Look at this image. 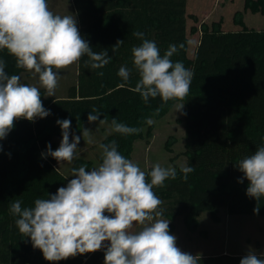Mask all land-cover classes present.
I'll use <instances>...</instances> for the list:
<instances>
[{
    "label": "trees",
    "instance_id": "16d2710c",
    "mask_svg": "<svg viewBox=\"0 0 264 264\" xmlns=\"http://www.w3.org/2000/svg\"><path fill=\"white\" fill-rule=\"evenodd\" d=\"M72 1L81 36L94 52L107 50L111 59L103 68L91 69L85 67L88 57L82 58L77 81L66 97H45L40 89L49 116L33 122L21 118L7 137L0 140V264H104L105 250L57 262L45 260L42 252L33 248L30 238L19 233L15 224L18 217L9 211L16 200L22 202V207H33L36 199L50 198L73 179L57 168V160L42 153H47L48 144L53 151L57 149L55 137L62 135L57 120H71L70 130L79 132L89 122L93 108L99 111L100 120L110 125L115 118L129 127L142 129L128 136L112 132L102 141V144L115 141L117 150L131 159L136 141L153 135L154 124H146V118L161 119L178 102L184 103V154L186 166L194 167V171L185 180L181 167H175L176 179L169 178L163 187L154 188L163 201L164 218L174 221L182 216L196 230L197 217L204 211L216 222L220 221L221 208L231 215L264 216V198L259 202V214H254L257 201L246 195L249 182L247 179L238 182L244 174L236 167L239 160L264 144V28L248 27L238 17L240 12L235 19L236 24L242 25L239 30L225 31L221 22L212 25L203 22L199 44L190 57L188 0ZM244 7L264 15V0H245ZM136 31L155 41L161 54L169 45H177L171 59L183 62L193 72L184 100L164 103L157 97L145 103L132 90L138 74L133 71L127 82L118 76L121 66L132 67L131 49L142 43L132 35ZM197 31L198 28H192V32ZM119 40L124 43L113 52ZM0 59L5 61L9 75L21 77L29 72L17 68L15 58L6 49L0 50ZM98 72H103V76L97 75ZM170 145L167 142L169 151ZM85 165L88 171L93 168L91 160L76 158L70 173L73 168ZM244 256L230 253L199 256V264H240Z\"/></svg>",
    "mask_w": 264,
    "mask_h": 264
},
{
    "label": "clouds",
    "instance_id": "9594fccd",
    "mask_svg": "<svg viewBox=\"0 0 264 264\" xmlns=\"http://www.w3.org/2000/svg\"><path fill=\"white\" fill-rule=\"evenodd\" d=\"M132 35L142 43L131 49L132 67L121 66L118 76L127 82L135 71L139 79L132 90L145 103L157 97L164 103L184 100L190 91L193 72L183 62L171 59L177 45H169L161 54L156 42L144 38L143 32ZM123 43L117 41L113 52ZM5 49L15 58L17 68L38 76L46 96H55L59 70L85 56L88 57L85 67L91 69H101L111 59L107 50L93 51L81 36L73 15L55 14L47 0H0V50ZM5 67V61L0 59V140L7 137L21 118L33 122L50 115V110L43 106L40 87L21 83V77L9 75ZM183 105L177 104L176 112ZM98 120L104 122L93 108L88 121ZM56 123L62 130L60 145L53 151L48 144L47 153L42 156L71 163L81 137L74 135L70 142L71 120ZM145 123L152 125L154 120L146 118ZM111 126L113 132L124 136L142 131L115 118ZM82 134L88 135L89 130L83 129ZM99 148L102 162L90 171L86 165L73 168L71 176L75 178L50 198L36 199L33 207H22L20 200L11 203L9 211L18 217L15 224L19 233L29 237L33 248L39 249L50 262L106 248L104 264H199V255L184 252L177 246L176 236L169 231L170 221L162 218L163 201L154 191L163 187L167 179H176V169L157 163L145 172L117 150L115 141L100 144ZM236 167L244 174L238 182L243 183L244 179L249 182L246 195L256 199L253 212L259 214V202L264 198V144L239 160ZM180 171L187 180L194 167L181 166ZM104 242L109 243L106 246ZM240 264H264V258L249 251Z\"/></svg>",
    "mask_w": 264,
    "mask_h": 264
},
{
    "label": "rangeland",
    "instance_id": "374dc122",
    "mask_svg": "<svg viewBox=\"0 0 264 264\" xmlns=\"http://www.w3.org/2000/svg\"><path fill=\"white\" fill-rule=\"evenodd\" d=\"M49 9L55 14L73 15L77 21L72 0H48ZM245 0H188V55L193 57L196 47L201 37V24L203 22L212 25L215 22H221L222 29L225 31L239 30L241 23L235 22L237 12L238 17H242L248 27L255 29L264 28V15L253 13L244 7ZM197 18V19H195ZM198 28L197 32H192V28ZM78 63L68 68L59 70L58 86L55 90V96L66 97L71 85L77 81ZM55 71V69H54ZM21 83L40 87L38 76L33 72L23 73ZM43 90L45 97L46 91ZM177 104H183L178 102ZM176 104V105H177ZM176 105L170 112L161 119L154 120L153 135L149 139L136 141L134 151L130 160L137 163L145 172L154 164L159 163L162 167H181L187 165V157L184 154L185 144V126H184V107L176 112ZM83 129H88L89 134L83 136ZM79 132L70 130L69 140L72 141L74 135L80 136V143L77 145V153L71 163L58 162L57 168L71 178L70 168L76 158H84L93 162V167L102 162L101 149L104 138L111 134L112 126L109 122L100 121L87 122ZM62 140L61 136H56V147L58 148ZM170 142L171 151L166 147ZM220 221H214L208 211L202 212L198 217L197 229H192L184 221L182 216L174 221L169 220V231L175 235L177 246L184 252L202 257L217 256L223 253L246 255L249 251H254L257 256H264V216L228 214L225 208L219 212ZM196 223H194L195 225ZM171 225L174 227L171 228ZM194 228V227H193ZM107 246L109 242H104Z\"/></svg>",
    "mask_w": 264,
    "mask_h": 264
},
{
    "label": "crops",
    "instance_id": "0c3cea01",
    "mask_svg": "<svg viewBox=\"0 0 264 264\" xmlns=\"http://www.w3.org/2000/svg\"><path fill=\"white\" fill-rule=\"evenodd\" d=\"M199 44V43H198ZM101 250H106V248H102Z\"/></svg>",
    "mask_w": 264,
    "mask_h": 264
}]
</instances>
